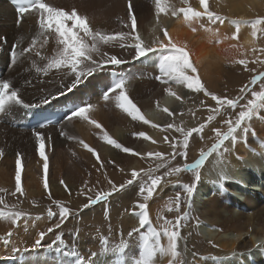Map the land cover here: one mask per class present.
Listing matches in <instances>:
<instances>
[{
	"label": "bare ground",
	"instance_id": "6f19581e",
	"mask_svg": "<svg viewBox=\"0 0 264 264\" xmlns=\"http://www.w3.org/2000/svg\"><path fill=\"white\" fill-rule=\"evenodd\" d=\"M46 2L63 6L66 10L75 6L78 12L89 17L91 26L96 30L105 33L129 31L121 23V20L131 23L127 18L128 0H46ZM166 2L170 6L168 11L158 14L155 0H132L137 18L136 32L145 45H153L154 42L158 44L159 41L168 43L171 39L177 47H182L188 52L190 62L197 69L196 73L189 70L187 74L204 81L205 89H213L218 81L222 80L221 72L225 70L223 68L242 52L237 44L245 49L254 45L250 33L237 32L234 20L230 22L227 17L234 16L233 18L238 19L246 17L249 10L260 4L259 0H208V10L225 18L223 23L219 21L210 23L206 16L201 17L199 21L189 22L184 19L183 13H178L177 16L171 15L172 8L181 7H192L203 12L199 0H188L187 4L182 0H166ZM225 4L230 8L229 11L224 7ZM17 18V12L11 9L5 0H0V77L10 78L16 87L22 89L21 96L25 103H38L49 93H57L68 81L59 73H50L48 76L37 75L33 63L43 66L46 61L36 56L34 52L27 53V58H21L17 65L11 64L10 52L13 44L22 41L18 44L17 50L28 47L39 30L37 18L22 20L19 26ZM241 26L242 23L239 24V30ZM165 30L168 32V37L163 34ZM54 48V42L50 40L49 44L39 51L44 56H51L54 54ZM105 50L109 54H117L128 63L119 66L109 65L108 71L96 73L77 90L67 96H61L50 105L39 109L15 106L7 115L0 118V149L4 153L0 156V188L6 190V193L0 195L5 196L9 206L18 203L20 210L32 213L28 216L33 218L27 230L23 218L17 224L0 220V237H6L10 231L13 233L8 244L0 239V264L17 263L20 259L19 264H74V258L65 255L72 247L77 248L86 258L91 252L99 253L103 231H95L93 227L101 224L100 218L107 206L110 208L108 212L112 211L110 221L113 235L108 237L109 247L125 241L129 244L125 250L129 264L133 257L138 256L139 233H133L132 237L128 236L133 228H139V218L134 215V211L138 212L139 209L135 207L136 204L131 203V200H126L133 193L132 185L114 192L107 200L98 202L91 209L89 207V211L77 217L78 221L86 222L82 223V226L73 230H64L61 225L60 229H54L45 236L39 248L32 247L38 234L46 231L58 219V217H53L51 220L47 218L48 207L41 205L36 208L40 201L49 199V194L44 189L45 179L48 181L52 199L69 205L80 198L78 202L83 204L88 201L87 195L80 194L85 185L97 188L108 183L109 178L105 181L101 180L102 183L95 186L100 172L108 174L109 180L118 187L127 181V173L131 174L133 169L140 171L147 167L145 164L150 158L147 156L148 152H162L167 157L172 151L171 143L179 140L180 134L174 129L168 130V134L159 132L164 124L160 121L164 119L163 115L168 117V113L163 109L176 112L177 102L186 101L187 96L183 93L187 88L170 81L173 91L181 97L179 100L164 90L168 85L155 79L160 75L156 53H150L148 58L131 61L134 55L132 48L105 46ZM112 70H119L128 75L129 83L126 84V90L140 109V114L150 123L134 121L122 109L116 107L114 101L103 100L102 93L110 82ZM25 81H31V84L26 85ZM257 88L259 87L256 86L255 90H259ZM74 103L95 104L96 110L89 116L97 120L102 125V129L80 118H73L71 123H66L63 116L68 111V107ZM43 113H53L58 117L54 123L41 129L50 137L45 141V155L49 164L47 175L43 169V158L39 156L38 143L32 134L33 129L26 126L29 120ZM228 113L232 114L229 111ZM252 122L250 131L254 133H248L246 136L238 134L235 143L225 142L224 147L228 151L225 152L223 149L217 151L216 158L211 155L200 170L201 180L192 199V208L197 209V212L192 214L195 225L193 224L189 229L190 234L186 238L180 232L182 239L178 241V251L181 253L179 259L183 260L184 264H264V253L257 250L260 248L264 250V247H258L264 242V114L254 117ZM183 123L184 126L191 127L195 122L185 120ZM61 124H64V136L60 134ZM153 124L159 127L154 128ZM220 128L222 131L227 130L225 127ZM105 131L118 143L132 148L134 152H140L141 155L124 153L114 148L102 139ZM139 132H144L151 139L145 140L135 135ZM194 135L195 133L191 136L193 142ZM165 136L169 137L167 143L164 140ZM80 140L94 148L100 159L97 160L96 156L88 152L79 143ZM153 140L156 143H153ZM210 142L212 141L206 144ZM17 153L23 158L21 185L25 194L21 196L17 193V196L13 197L10 193L15 191ZM195 153H190V159ZM101 163L104 167H100ZM121 168L124 171H121ZM225 173L230 179H221L222 174ZM60 180H63L70 190L61 191L59 185L64 188L65 185L60 184ZM221 184L223 187L219 186ZM176 188H179L177 184L158 187L153 198L148 201L149 218L153 227L157 228V223H161V219L158 218L163 216L168 203L174 200ZM110 189L106 188L104 191ZM249 189L253 192L250 193ZM237 199L239 202H236ZM0 208L3 206L0 205ZM36 216L42 219L35 220ZM147 227L145 225L140 231H146ZM77 230H79L78 236ZM57 234L62 236L69 248L57 251L54 246L51 250L48 249L47 246L55 241ZM161 243L165 246L167 244L163 236ZM171 259L170 256L158 255L156 264H169ZM96 260L97 264H113L114 257L98 256Z\"/></svg>",
	"mask_w": 264,
	"mask_h": 264
},
{
	"label": "snow or ice",
	"instance_id": "6c2138e0",
	"mask_svg": "<svg viewBox=\"0 0 264 264\" xmlns=\"http://www.w3.org/2000/svg\"><path fill=\"white\" fill-rule=\"evenodd\" d=\"M16 6V12L18 14L17 25L22 20L35 17L38 22V31L35 34V38L31 40V43L26 48L18 49V44L22 41H17L13 44L12 51L10 52L11 64L17 65L21 58H27V53L34 52L36 56H39L42 60L46 61L43 66H37L33 63L35 72L37 75L48 76L50 73H59L62 78L67 79V83L64 84L61 89L53 94L41 98L38 103H25L21 96L22 89L16 87L10 78L0 77V118L7 115L15 106H22L25 109H39L45 105H50L53 101L59 100L61 96H67L69 93L77 90L82 84H84L88 78L94 76L96 73L108 71V66H119L128 63L127 60L119 57L117 54H109L105 50V46L115 48L119 46L121 49L132 48L134 49L133 61H138L141 58H148L150 53H156L159 59V71L160 75L155 77L156 80L164 85H168L164 90L170 95L175 96L177 100L181 99L170 86V81L176 84H182L192 92L203 91L206 96H211V99L216 102V106L210 109V114L207 116L205 123L200 124L198 128H192L189 131H184L182 128L177 127L174 124H167L166 129H174L175 132H179L183 136L182 147L184 150H178V144L176 142L171 143V153L165 156L162 152H148V157H154L157 163L155 167L149 166L147 169H141L137 171L133 169L131 171V178L121 183L118 187L108 180V184L111 185L109 191L97 192L95 199L88 198V203H85L83 209H87L92 205L97 204L102 200H107L114 192L124 189L126 186H130L133 183L139 181V194L142 197L143 202H138L136 208L138 212L134 211V215L139 218V228H133L129 231L128 236L132 237L133 233H139V251L138 256L131 259L130 264H156L157 256H170L172 259L169 264H184V261L179 259L181 253L178 251V241L182 239L180 228L182 221L188 219L192 208V199L195 190L201 180V167L205 164L206 159L214 152L221 149L227 152L228 149L225 146V142L231 141L237 142L238 134L246 136L250 132L249 122L254 117H258L259 114L264 111V72H260L258 75L252 77L250 84L253 86L258 85L259 90L251 88L248 85L243 86L240 89L241 95L237 98H227L217 96L207 91L200 79L195 76H189L187 73L190 70L192 73H196L197 69L189 60V54L182 47H177L172 43L171 39L168 43L163 41L156 42L153 45H145L141 40L140 35L136 32L137 18L134 14V7L132 0H128L127 6V18L131 21L130 24L121 20L124 27L129 31H119L115 33H105L100 30H96L91 26L89 17L87 15L78 12L75 6L66 10L63 6L53 5L46 0H11ZM184 4L188 3V0H182ZM200 5L204 11H197L192 7H181L179 9L172 8L171 15L177 16L178 13H183L186 21H199L201 17H207L210 23L219 21L224 22L225 18L216 15L214 12L208 10V0H199ZM155 6L157 13H166L170 7L166 0H155ZM237 25L236 31L239 32L240 21H234ZM243 23L250 24L252 37L257 36V32H264V28H258L260 25H264V17L257 18L253 21H244ZM195 31V29H193ZM164 36L168 37L167 30L164 31ZM235 38V37H233ZM53 41L55 48L54 54L51 56H44L39 51L45 45L49 44V41ZM129 41H135V43H129ZM235 47V46H233ZM238 63L247 66L245 60H240ZM110 82L106 85V90L102 93V98L105 102L114 101L116 107L122 109L125 113L132 118V120L143 121L144 124L150 123L147 119L140 114V109L130 98L126 84L129 83V77L127 74L119 71L112 70L110 72ZM26 85H30L31 81H25ZM251 94V98L246 99V94ZM246 99V103H241ZM96 105L92 103L86 104H72L68 107V111L64 114L63 120L66 123H71L73 118H80L88 121V123L94 125L98 129H102V125L94 118H90L89 114L96 110ZM225 110L224 114L227 118L222 121L227 126L226 131H222L220 127L213 128L212 131L215 137V143L208 151H200L199 158L195 162L189 163L187 161V148L189 145V137L193 133H202L208 123L216 119L217 115H221V110ZM239 109V111H236ZM227 110H232V114H229ZM169 116L173 113L167 108L163 109ZM53 122L47 118L39 122L35 129H33V136L38 143L39 156L43 158V169L47 175L49 164L45 155V141L50 137L46 133L41 131L48 127ZM64 124H61V135L64 136L63 131ZM152 127L156 128L159 125L153 124ZM145 140H150L151 137L147 136L144 132L136 133ZM70 139H76V137H69ZM211 138V137H210ZM102 139L108 144L114 146L116 149L122 150L124 153H132L133 155H141L140 152H134L130 147H124L121 143H118L115 139L108 135L105 131ZM165 142H169V137H164ZM156 143V141H152ZM79 143L96 156L97 160L100 157L97 155L96 150L90 147L88 144L80 140ZM3 150L0 149V156H3ZM177 157L184 159L183 164H176L173 166V161L177 160ZM22 156L17 153L16 158V171H15V191L10 195L15 197L17 193L21 196L25 194L24 188L21 185V171H22ZM100 167H104L101 163ZM161 169H166L162 174ZM124 171L123 168L120 169ZM191 173L193 180L191 183H183L182 189L184 192L183 198L180 193H177L174 200L168 203V211L173 210V205L176 212H180L181 204L187 205V210L183 212L181 216L176 218L175 223L163 217L158 219L163 220L161 228L158 230L153 227L149 218L148 201H150L154 194L157 192L158 187H162L166 184H180L181 174ZM175 178V179H173ZM105 179L107 175L105 174ZM222 180H228L230 177L227 174H222ZM60 184L65 185L63 180H60ZM223 187V185H219ZM67 188V185H65ZM44 189H49L47 179L44 182ZM91 191V189H89ZM0 193H6V190L0 188ZM49 199L52 204L58 209L53 211L51 208L47 211V218L51 220L53 217H58L51 227H48L46 231H41L38 234V238L35 240L34 249L41 246V242L44 240L48 233H52L54 229H60L61 225L69 218L70 214H74L71 210L64 205L60 200L52 199L51 192H49ZM35 203V201H33ZM0 220L9 221L12 224H17L23 218L25 230H27L28 224L31 219L24 211L19 210L18 203H14L9 206L5 200L4 195H0ZM7 209V211H5ZM107 218V212L105 213ZM35 220H40L42 217L36 216ZM147 225L146 231H140ZM109 231L111 229L109 228ZM79 230H77V236ZM13 233L10 231L6 237H0L5 244H8L11 240ZM166 238V246L161 243V237ZM56 247L57 251L62 248H69L61 235L55 236V241L49 244L47 247L51 250ZM129 247L128 242L121 241L119 244L109 247V239L107 236L100 237L101 251L91 252L86 258L78 251L77 248H69V251L65 253L66 256L74 258V264H97L96 258L98 256L112 255L114 257L113 264H129L128 258L125 256V250ZM258 247H264V242L260 243Z\"/></svg>",
	"mask_w": 264,
	"mask_h": 264
},
{
	"label": "rangeland",
	"instance_id": "374dc122",
	"mask_svg": "<svg viewBox=\"0 0 264 264\" xmlns=\"http://www.w3.org/2000/svg\"><path fill=\"white\" fill-rule=\"evenodd\" d=\"M259 3L260 4L254 6L255 7L254 9L249 10L246 17H244L242 19H238V18H233L234 17L233 16L232 18L227 17V19L230 20V22H233V20L234 21H240L242 23V26H241L242 28H240L239 31L240 32L247 31L251 35L252 29H251L250 24H247V23L243 24V22L244 21L250 22V21H253L257 18L264 17V0H259ZM224 7L226 8L227 11L230 10V8L226 4ZM216 23H217V21H216ZM258 28H264V25H260V26H258ZM2 37H4V36H2ZM251 37H252V35H251ZM4 39H3V41H4ZM252 39H253L254 45L251 46V48H249V49H245L244 47L240 46V44L239 45L237 44L239 50L242 51L239 53V55L241 57H239V55H238L236 57V59H234V61L229 63L228 66L226 65L223 68L225 70H223L221 72L222 80L218 81V83L216 84V86L213 89L212 88L206 89L207 91H209V92H211L217 96H221V97L237 98L241 95L240 89L243 86L248 85L251 88H255L256 86H258V85H256V86L251 85L250 81H251L253 76L258 75L260 72H264V32L258 31L257 36L255 38L253 37ZM130 43H133V42H130ZM240 48H242V49H240ZM259 56H261V57H259ZM240 60H245L247 62V66L238 63V61H240ZM131 61H133V60H131ZM235 61H237V62H235ZM224 72H226V73H224ZM200 81L204 85V81H202V80H200ZM257 89H259V88H257ZM183 95H186L187 98H186V101L181 100L180 102H177L178 103L177 104L178 110L176 112L172 111V113H173L172 116L168 115V117H166L163 115L164 119L161 120L160 122H162L164 124H162L163 127L159 129V132H161V133L164 132V134L165 133L168 134V130H170V129L165 130L166 129L165 126L169 123L174 124L177 127L182 128L184 131H189L190 129H192L194 127L198 128L200 126V124L205 123V121L207 120V116L210 114V109H212L216 106V102L211 99V96H206L203 91L197 93V92H192V90H190V89H187L186 92L184 91ZM249 98H251L250 92L246 94V99H249ZM246 99L244 101H241V103H246ZM224 111L225 110L222 109L221 110L222 114L217 115L215 120L208 123L202 133H195L194 142L197 141L196 143H194L191 140L192 137H189V145H188L189 147L187 148V161L186 162H189V163L195 162V160L199 158L201 150L208 151V149H210L212 147V145L215 143V137H214V133L212 131L213 128H216V127L227 128L226 125L223 126L221 124L222 121L227 118V115L224 114ZM227 111L232 112V110H227ZM203 114L205 117L202 116ZM261 114H264V113L261 112L260 115ZM185 120L193 121L195 123H193L194 125H192L191 127L190 126H184L183 122ZM252 123L253 122L250 121L249 127H251ZM249 133L252 134L254 132L250 131ZM179 134H180L179 140H174V142H176L178 144V150L182 151V150H184L182 147L183 136L181 133H179ZM208 141H212V142L206 144V142H208ZM200 147H201V149H200ZM191 152H196L192 159H190L191 158V155H190ZM211 155L215 156V158L217 157L216 152L212 153ZM184 162L185 161L183 158L177 157V160L175 161V163L173 161V166H175L176 164H183ZM156 163H155V159L149 158V159H147L146 164L144 163L147 166L144 169L149 168V166L155 167ZM165 170L166 169H161L160 174H162L163 171H165ZM105 174L106 173H104V172H100L99 178H98L95 186H97V185L99 186V184H101L102 181H105ZM106 175H107V178L110 179V176L108 174H106ZM113 175L116 177L118 176L117 174H113ZM130 175L131 174L127 173L128 179L131 178ZM109 179H107V180H109ZM120 180H123V178H120ZM180 180H181V183L177 184V186L179 188H176L174 195L176 196L177 193H180L181 197L183 198V196L185 194H184L183 189H182V184L183 183H191L193 180L192 174L191 173H182ZM111 187L112 186L109 185L108 183H104V184H102V187H97V188L96 187L94 188L91 185H85L81 189L80 194H81V196L87 195L88 198L92 197L93 199H95L97 192H103L104 189H106V188L109 189ZM132 187H134V190L132 191L133 193H131L126 198V200L127 201L131 200L132 202L131 201L130 202L134 203V204H137L138 202H143V201H141L142 197L139 194V182L137 181V182L133 183ZM59 188L61 189V191L64 189L70 190L69 188H64L60 185H59ZM89 189H91V191H89ZM248 191H250V193L253 192L252 189L251 190L249 189ZM49 192L50 191L48 189L47 193L49 194ZM131 198H133V199H131ZM46 199L40 201V204L36 205V208H38V206L44 205V206L48 207L46 210L51 208L53 211L58 212L57 207L52 204L51 200H49L48 198H46ZM78 200H80V198L73 201L74 204L69 203V205H66L64 203V205L66 207H68L72 213H74V214H70L69 218L63 224L64 230H73L79 226H82L81 225L82 223L83 224L86 223V222L78 221L77 217H80L81 214L89 211L88 208L83 209L82 211L80 210L85 203H88V201L82 204V203L78 202ZM236 202H239L238 199ZM93 206L94 205L90 206L89 209H91ZM18 208L20 210L19 206H18ZM109 209L110 208L108 206L104 209V212L105 213L107 212V218H105V213L102 214L101 218H100V220L102 221L101 224H98L93 228L95 229V231L102 230L103 236L112 237L113 233L111 231H109V228L111 229V221H110L111 214L110 213L112 211L108 212ZM174 210H175L174 205H173L172 211H168V208H167L166 210L163 211L162 217L166 218L168 220H171V221H173V223H175L176 218L178 216H181L183 214V212L187 210V205L185 203H182L180 212H175ZM193 212L196 213L197 209L191 208V213H190L189 218L182 221V226L179 229L184 238L189 236V234H190L189 229H191L193 224L195 225V220H194L193 215H192V214H194ZM25 213L27 215L32 214V213L26 212V211H25ZM157 224H158L157 229H160L161 225L163 224V220L161 219V223H157ZM257 250L261 253H264V250H261V248L257 249ZM19 261H21V259ZM19 261L17 263L12 262V264H19ZM31 264H37V263H31Z\"/></svg>",
	"mask_w": 264,
	"mask_h": 264
}]
</instances>
